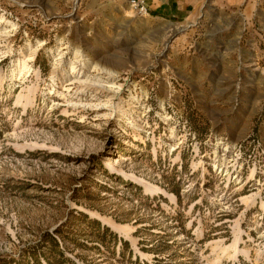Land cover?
<instances>
[{"label":"rangeland","instance_id":"374dc122","mask_svg":"<svg viewBox=\"0 0 264 264\" xmlns=\"http://www.w3.org/2000/svg\"><path fill=\"white\" fill-rule=\"evenodd\" d=\"M165 1L0 0V264H264V0Z\"/></svg>","mask_w":264,"mask_h":264},{"label":"built area","instance_id":"2783aa9c","mask_svg":"<svg viewBox=\"0 0 264 264\" xmlns=\"http://www.w3.org/2000/svg\"><path fill=\"white\" fill-rule=\"evenodd\" d=\"M131 5L141 14H149L148 0H129Z\"/></svg>","mask_w":264,"mask_h":264},{"label":"crops","instance_id":"0c3cea01","mask_svg":"<svg viewBox=\"0 0 264 264\" xmlns=\"http://www.w3.org/2000/svg\"><path fill=\"white\" fill-rule=\"evenodd\" d=\"M158 11H162V12L167 11V12H170V13L173 12L172 7L169 5L168 0L165 1V2L162 4L160 10H158Z\"/></svg>","mask_w":264,"mask_h":264},{"label":"bare ground","instance_id":"6f19581e","mask_svg":"<svg viewBox=\"0 0 264 264\" xmlns=\"http://www.w3.org/2000/svg\"><path fill=\"white\" fill-rule=\"evenodd\" d=\"M225 252V251H224Z\"/></svg>","mask_w":264,"mask_h":264}]
</instances>
